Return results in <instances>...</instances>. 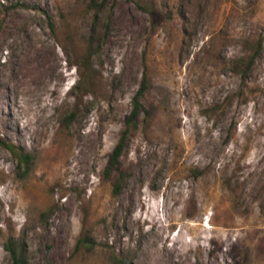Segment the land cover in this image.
<instances>
[{"label": "rangeland", "instance_id": "rangeland-1", "mask_svg": "<svg viewBox=\"0 0 264 264\" xmlns=\"http://www.w3.org/2000/svg\"><path fill=\"white\" fill-rule=\"evenodd\" d=\"M90 3L0 0V264H264V0Z\"/></svg>", "mask_w": 264, "mask_h": 264}, {"label": "trees", "instance_id": "trees-1", "mask_svg": "<svg viewBox=\"0 0 264 264\" xmlns=\"http://www.w3.org/2000/svg\"><path fill=\"white\" fill-rule=\"evenodd\" d=\"M107 1L108 0H91V3L89 5V10L94 12L98 16L101 13H103L107 8ZM94 26L95 27L92 28L89 36V43H88L89 57H92V55L95 53V51H97V49L100 48L101 45V39L99 35L101 28L96 26V22L94 23ZM253 62L254 59L249 61L248 66H250ZM147 87H148V77L145 74L143 77L141 87L133 98L132 109L126 120L125 129L122 133L121 139L109 157L108 165L106 168V174L108 176L114 173L118 174L113 185V194L116 196L122 192L126 180L128 179V174L125 173L121 167V158L127 147L129 137L139 128L140 115L145 110L144 105L141 102V99L143 98ZM0 146L8 148L12 152V154L18 159L19 163L21 165L22 164L25 165L26 172L29 171V165L31 163V157L29 155L23 153L16 146L5 144L2 141H0ZM92 245H93V240L89 235L80 238L77 242V248L80 246L91 247ZM5 249L9 254L11 264H32L28 259L27 250L24 244H20L16 240H9L5 245ZM122 263L123 262L121 263L118 262V264H122Z\"/></svg>", "mask_w": 264, "mask_h": 264}]
</instances>
